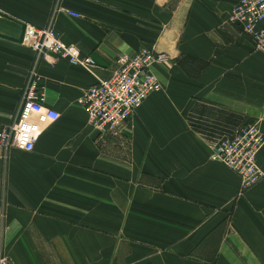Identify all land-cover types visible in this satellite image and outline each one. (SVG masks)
Returning a JSON list of instances; mask_svg holds the SVG:
<instances>
[{"label": "crops", "instance_id": "obj_1", "mask_svg": "<svg viewBox=\"0 0 264 264\" xmlns=\"http://www.w3.org/2000/svg\"><path fill=\"white\" fill-rule=\"evenodd\" d=\"M237 1L0 0V128L36 61L30 27L52 25L103 79L119 53L168 56L150 68L161 90L115 136L76 103L94 75L36 63L60 116L32 151L0 146V247L14 264H264V176L244 187L209 157L242 124L264 136V52L229 21ZM256 163L264 172V144Z\"/></svg>", "mask_w": 264, "mask_h": 264}, {"label": "built area", "instance_id": "obj_2", "mask_svg": "<svg viewBox=\"0 0 264 264\" xmlns=\"http://www.w3.org/2000/svg\"><path fill=\"white\" fill-rule=\"evenodd\" d=\"M80 17L79 13L68 11ZM229 21L241 27L253 41L254 49L264 52V0H238L229 13ZM22 44L36 54L21 105L12 123L0 128V146L32 151L42 129L56 121L60 114L43 104L38 92L41 76L36 63L54 65L58 60L80 65L95 76L96 82L86 89L76 103L86 113L90 126L97 135H118L130 120L134 110L162 86L150 68L163 65L165 53L142 47L133 53H119L112 75L103 79L94 73L96 62L90 55H82L75 45L66 43L61 32L52 25L27 29ZM264 144V136L257 123H246L224 134L210 148V159L226 165L237 173L244 187L257 183L264 172L256 163V155ZM0 264H14L0 247Z\"/></svg>", "mask_w": 264, "mask_h": 264}, {"label": "rangeland", "instance_id": "obj_3", "mask_svg": "<svg viewBox=\"0 0 264 264\" xmlns=\"http://www.w3.org/2000/svg\"><path fill=\"white\" fill-rule=\"evenodd\" d=\"M26 32H27V30H25V33H24V35H23V37H22V39H21V42L24 40L25 35H26Z\"/></svg>", "mask_w": 264, "mask_h": 264}]
</instances>
